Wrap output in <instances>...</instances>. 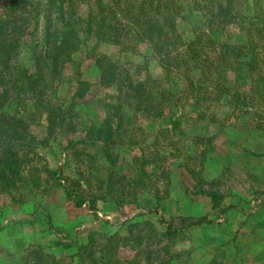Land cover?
<instances>
[{"label": "rangeland", "instance_id": "obj_1", "mask_svg": "<svg viewBox=\"0 0 264 264\" xmlns=\"http://www.w3.org/2000/svg\"><path fill=\"white\" fill-rule=\"evenodd\" d=\"M237 1L240 10L252 2L264 9V0ZM176 24L186 39L208 31L195 14ZM227 29L230 41L243 40V31ZM144 49L133 40L97 48L130 76L149 77L151 105L161 100V88L171 92L161 115L131 113L106 148L68 144L82 137L83 124H99L101 100L114 99L112 86L98 84L91 60L79 68L86 87L75 104L74 131L47 136L44 114L27 112L33 143L13 149L21 179L0 184V264H264V84L256 92L247 74H220L218 85L240 94L233 108L223 96L213 101L203 82L204 96L189 91L185 77H201L181 75L185 68L170 58L161 82L162 69L142 59ZM76 71L63 69L54 99L69 102Z\"/></svg>", "mask_w": 264, "mask_h": 264}, {"label": "trees", "instance_id": "obj_2", "mask_svg": "<svg viewBox=\"0 0 264 264\" xmlns=\"http://www.w3.org/2000/svg\"><path fill=\"white\" fill-rule=\"evenodd\" d=\"M237 7V0H0V184L14 186L21 179L13 149L22 145L29 148L32 142L26 127L28 111L44 114L42 126L47 136L62 129L74 131L72 123L79 116L75 104L84 97L86 87L79 79V68L86 61L91 60L97 70L98 84L112 86L115 94L113 100H101L103 116L99 124H83L79 129L82 137L70 140L71 147L100 142L101 148H106L122 122L140 109L161 115V101L171 92L161 88V100L154 105L148 103L150 91L145 83L149 77L130 76L120 70L115 60L97 51L102 45H122L127 40L142 43V59L158 63L161 82L167 78L170 58L185 68L181 75L185 71L201 77H185L189 91L204 96L198 87L203 82L213 93V101L223 96L233 108L240 106V94L219 86L220 74H232L235 79L240 73L247 74L253 85L250 89L259 92V82L264 84V9L256 8L254 2L243 10ZM186 14L205 18L208 31H193L184 38L176 23ZM229 26L243 31V40L230 41ZM20 53L26 54V63L18 60ZM69 65L77 71L70 78L73 94L64 103L53 98L54 89ZM167 126L172 130L175 122L169 120ZM39 142L43 145L46 139ZM52 173L55 176L59 170ZM57 179H61L59 174ZM64 193L75 205H81L66 188Z\"/></svg>", "mask_w": 264, "mask_h": 264}]
</instances>
